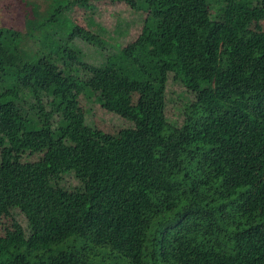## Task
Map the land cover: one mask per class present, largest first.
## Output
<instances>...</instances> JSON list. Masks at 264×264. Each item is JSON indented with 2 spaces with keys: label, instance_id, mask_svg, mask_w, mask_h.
I'll return each mask as SVG.
<instances>
[{
  "label": "trees",
  "instance_id": "trees-1",
  "mask_svg": "<svg viewBox=\"0 0 264 264\" xmlns=\"http://www.w3.org/2000/svg\"><path fill=\"white\" fill-rule=\"evenodd\" d=\"M97 1L24 0V30L0 27V264H264V0H117L148 16L88 68L55 36ZM80 64L164 130L134 148L87 126ZM14 210L27 234L2 225Z\"/></svg>",
  "mask_w": 264,
  "mask_h": 264
},
{
  "label": "rangeland",
  "instance_id": "rangeland-1",
  "mask_svg": "<svg viewBox=\"0 0 264 264\" xmlns=\"http://www.w3.org/2000/svg\"><path fill=\"white\" fill-rule=\"evenodd\" d=\"M23 1L0 0V27L24 30ZM147 16V13L134 11L120 1L100 0L88 4L86 8H74L67 15L64 29L55 36V41L67 42L77 52V59L81 64L88 68L100 67L108 55L124 48L139 36ZM72 25L86 29L94 37H102L107 43L104 57L99 55L93 45L79 38L69 39ZM81 64L77 77L85 84L86 92L79 96L78 103L87 126L96 132L109 135L129 130L132 132L131 143L134 148L144 134H157L164 130V124L140 117L132 106L121 105L114 93L105 89L89 70L81 69ZM183 93L184 89L177 77L169 73L165 89L168 102L165 115L169 121L179 120L178 107L182 101L178 96ZM35 159V156L31 157V160ZM61 185L73 188L79 183L73 176H65ZM13 222L21 226L25 234L28 233L26 220L18 210L12 212L11 219H3L2 225L11 227Z\"/></svg>",
  "mask_w": 264,
  "mask_h": 264
}]
</instances>
